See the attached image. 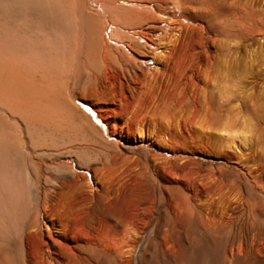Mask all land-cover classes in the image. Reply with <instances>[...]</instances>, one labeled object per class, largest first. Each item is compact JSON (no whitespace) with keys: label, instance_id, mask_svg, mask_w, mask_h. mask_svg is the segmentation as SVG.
I'll use <instances>...</instances> for the list:
<instances>
[{"label":"rangeland","instance_id":"obj_1","mask_svg":"<svg viewBox=\"0 0 264 264\" xmlns=\"http://www.w3.org/2000/svg\"><path fill=\"white\" fill-rule=\"evenodd\" d=\"M235 1L254 9L244 25L227 29L223 4L188 13L151 65L110 39L115 58L85 57L71 158L28 169L0 155V264L38 256L33 218L61 237L58 264H264V0ZM7 4L39 44L76 37L74 3ZM64 238L95 242L90 261Z\"/></svg>","mask_w":264,"mask_h":264},{"label":"bare ground","instance_id":"obj_2","mask_svg":"<svg viewBox=\"0 0 264 264\" xmlns=\"http://www.w3.org/2000/svg\"><path fill=\"white\" fill-rule=\"evenodd\" d=\"M26 1L29 0H0V155L21 159L28 169L35 164L39 168L51 163L62 166L71 158L65 151L76 140V131L82 124L79 114L89 116L76 102L80 98L74 94L75 84L86 63L85 57L94 53L106 58L111 49L116 50L110 49L108 39L124 45L133 60L151 65L156 61L157 52L163 50H158L161 44L170 42L174 27L180 29L188 13L223 4L226 16L233 21L231 27H227L230 31L236 30V24L244 25L254 14L253 8L235 0H62L75 4L76 37L72 41H51L50 38L42 45L20 33V24L11 25L6 17L10 15L7 3ZM85 32L90 34L87 39ZM118 37L125 39L118 40ZM141 38L142 43L138 44L136 41ZM136 46H145L152 54L146 49L138 54ZM80 102L87 105L83 100ZM91 110L95 111L93 107ZM97 117L102 120L100 114ZM37 211H40L38 207ZM51 226L35 218L27 224L25 237L35 230L41 233L42 241L38 256L26 254L23 264L66 262V258L58 257V245L62 240L52 232ZM238 231L245 229L240 227ZM64 240L66 247L74 251L72 261L89 262L97 248L90 240L75 243H69L67 238Z\"/></svg>","mask_w":264,"mask_h":264},{"label":"snow or ice","instance_id":"obj_3","mask_svg":"<svg viewBox=\"0 0 264 264\" xmlns=\"http://www.w3.org/2000/svg\"><path fill=\"white\" fill-rule=\"evenodd\" d=\"M97 123H99V121H97Z\"/></svg>","mask_w":264,"mask_h":264}]
</instances>
